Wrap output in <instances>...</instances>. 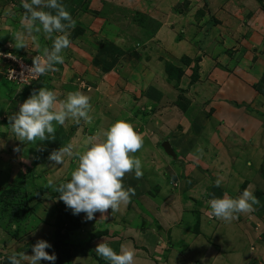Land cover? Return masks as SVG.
I'll return each instance as SVG.
<instances>
[{
	"label": "rangeland",
	"instance_id": "rangeland-1",
	"mask_svg": "<svg viewBox=\"0 0 264 264\" xmlns=\"http://www.w3.org/2000/svg\"><path fill=\"white\" fill-rule=\"evenodd\" d=\"M83 1L73 4L70 13L75 12L76 23L68 30L71 47L61 53L64 63L56 64V71L29 88L8 81L6 68L11 65L0 57V93L11 98L0 113V194L19 187V198H30L34 208L27 220L16 222L0 202V262L13 252L31 255L32 246L43 239L53 246L46 251L55 252V264L77 260L110 264L95 252L105 238L117 253L121 244L133 249L134 264H141L136 252L151 225L147 221L154 220V227L160 229L156 215L167 218L171 226L167 229L164 224L161 230L166 240L167 231L174 232L178 214L184 217L191 211L195 218L188 230L189 242L204 240L207 255L213 254L198 264H264V0H180L181 4L164 0L170 1V8L163 11L168 20L160 17L163 7L154 8L153 0H133L121 9L120 4L105 0ZM180 5L187 13L205 10L204 18L197 14L199 24L193 23L191 30L179 21L182 16L173 19L171 11ZM223 5L228 9L222 12ZM24 12L21 0H0V51L33 63L44 48H51L52 39L38 22L41 31L29 34L21 24ZM158 29L159 36L153 37ZM210 30L214 35L207 47L206 38L200 36ZM20 43L25 46L17 47ZM216 51L224 54L216 64L225 73L223 81L231 80L229 84L239 88L225 87L208 67ZM209 54L213 56L205 62ZM167 65L174 68L173 79ZM178 70L183 71L179 80ZM194 77L200 82H192ZM181 81L183 87H178ZM41 87L56 93L57 107L69 92L89 96L91 121L53 122L55 133L44 141L16 139L8 118L33 89ZM162 98L158 105L156 100ZM176 103L185 107L181 108L185 113ZM117 120L131 123L142 137V148L134 155L142 162L143 176L137 179L133 171L123 177L124 188L135 189L127 206L114 214L110 209L107 217L97 212L94 220L87 221L84 213L74 215L58 200L55 191L71 179L78 158L66 156L63 165H56L48 157L70 143L74 153H83L93 137ZM165 141L170 142L172 154L164 149ZM218 178L223 181L220 186ZM245 189L259 201L254 211L230 223L209 217L207 202L213 196L227 192L235 198Z\"/></svg>",
	"mask_w": 264,
	"mask_h": 264
},
{
	"label": "clouds",
	"instance_id": "clouds-1",
	"mask_svg": "<svg viewBox=\"0 0 264 264\" xmlns=\"http://www.w3.org/2000/svg\"><path fill=\"white\" fill-rule=\"evenodd\" d=\"M21 6L25 10L21 24L27 28L29 34L35 30L43 32L52 39L51 48H44L43 54L33 58V66L30 74L33 76L44 75L49 71H56V64H63L61 55L64 49L71 47L69 29L75 27V20L66 10V7L58 0H21ZM44 9H52L45 11ZM66 22V23H65ZM58 33L53 38V34ZM25 46L20 43L17 47ZM37 83V82H35ZM34 84V83H32ZM31 85V84H30ZM26 86V85H25ZM90 97L81 91L69 92L66 98L59 102L57 107V95L46 87L33 89L30 96L19 106V111L9 116V125L16 139L21 142H34L48 139V135L55 133L53 122L64 125L68 118H74L77 123L81 119L90 122L92 117ZM102 134L103 139L99 136ZM90 143L83 153L73 152V145L54 149L48 159L56 165H63L65 157L78 158V166L71 173V179L55 187L59 193L58 200L63 201L74 215L85 214L87 221L94 220L96 213L107 217L120 211L121 206H127L131 197L135 195L134 188L125 189L122 183L126 173L135 172L137 179L143 176L142 162L134 154L143 145L142 137L137 133L133 125L124 120L112 123ZM16 148L15 151H19ZM201 153L203 149H198ZM222 178L216 180V185L222 184ZM51 184V182H50ZM210 218H216L230 223L238 219L240 214L254 211L253 205L259 203L251 191L245 189L238 197H231L227 192L222 197L213 196L208 202ZM53 246L46 240H39L32 246V254L25 252H13L9 257L11 264H40L42 260L55 264L57 255L49 254L46 249ZM96 255L109 261L110 264H134L135 251L121 244L117 253L109 246L104 238L95 248Z\"/></svg>",
	"mask_w": 264,
	"mask_h": 264
},
{
	"label": "crops",
	"instance_id": "crops-1",
	"mask_svg": "<svg viewBox=\"0 0 264 264\" xmlns=\"http://www.w3.org/2000/svg\"><path fill=\"white\" fill-rule=\"evenodd\" d=\"M105 1H106V4L107 3L120 4V5H118L120 9H121V7H123L122 4H131L133 2V0L132 1H130V0H112V2L110 0H105ZM137 1H140V0H137ZM172 1H177L178 4H181L180 0H172ZM58 2L63 4L69 13L70 12L72 13L73 9H75L73 7V4H85L83 0H58ZM153 2L156 3V4H153L154 8L158 6L157 4H160L163 7L162 14L160 17L163 16L164 19L168 20L169 19L168 16L166 14H164L163 11H165L166 8H170V1L166 2V4H165L164 0H153ZM87 4H95V0L91 1L90 3H87ZM217 4H218V2H217ZM226 8L228 9V7H224V5H223L222 12ZM192 10H189V11L191 12ZM173 11H174V13L172 11H171V13H172L174 20H176V18H179L180 16H182V19L179 21H181L182 23H185L188 27H190V26L193 27V23L199 24V20H197L198 19L197 14H199L200 17L201 16L203 17L205 10H203V11L195 10V12H191L193 14H191L190 16H187L190 12H188V13L183 12V8H181V5H180L179 7H175ZM74 13H73L72 17H74ZM184 20H186V21H184ZM159 22L163 23V21H159ZM164 23H165V21H164ZM215 25L218 26L220 24L216 23ZM206 26L207 25L205 24V26H204L205 32L207 31ZM192 27H190V30ZM259 27L257 26L255 29H257V28L259 29ZM218 28L219 27H217L216 29H218ZM160 30L161 29H158V31L156 33H153L152 35L155 34L153 37H158ZM213 35H214L213 32L210 30V33H205V34L201 35L200 39H201V37L204 36V39L206 38V40H207L206 46L209 47L208 46L209 40H210L209 37H213ZM127 38H128V40H127L128 42H130L132 40V38H129V36ZM217 49H219V48H217ZM209 53H211V52H209ZM222 55L224 56L223 52L221 53L220 51H216L214 56L209 54V56H207V59H204V61L206 62L209 59V57L213 56L212 59H210L209 62H207L208 67L210 66V70L212 71L213 75H219L220 76L217 79H219L220 82H223L225 84V87H230V86H233V85L229 84L231 82V80H229V82L225 83L223 81L225 73L221 72V69L219 70L216 67V64L219 63V62H217V60L221 61L223 59ZM219 56H222V57L217 59V57H219ZM158 63H159V65H161L160 62H158ZM159 67H161L163 69L162 65ZM163 72H164V69H163ZM185 77L186 76L181 78V80L185 79ZM225 79L226 80L228 79V75L225 76ZM197 81H198V79H197ZM197 81H195V82L196 83L200 82V81L199 82H197ZM238 83H240V82H238ZM183 84H184V82L181 81L179 83L178 87H180V86L183 87L182 86ZM2 85L3 84H1V82H0V90L2 89L1 88ZM233 87L239 88V86H233ZM184 97H186V99L189 101L190 97H188L187 94H185ZM10 99L11 98L7 96L6 92H4L3 94L0 93V113L5 111L6 105H8V103L11 102ZM162 100H163V98L161 100H156L158 105L161 104ZM179 104L180 103H178V104L176 103V106L179 107L180 110H181V108L185 109L184 106L179 105ZM148 110L152 111L153 109H151L149 107ZM181 111L183 113H185V110H181ZM157 112L160 113L162 111L160 109H158ZM150 114H152V113H150ZM177 115L179 116V114H177ZM227 120L228 119H226V121ZM175 121H176V119H175ZM189 212H191V211H189ZM189 212H188V215H186L184 217L181 215L182 214L181 212H180L181 214H178L180 218H179L178 222L177 221L174 222L175 223L174 232H173V230H168L167 233L170 235L167 237L166 240H165V238H163V235H161L163 232L161 230L163 229L164 224H166L167 229L171 226L169 223V220H167V218H165L163 216H160V214L159 215L157 214L155 222H156V225L160 226V229L154 227L155 226L153 224L154 220L147 221L148 223H151V225L148 226L144 235L142 236V240L139 243V251L136 252V257H137L136 259L140 258L142 260L141 264H143L142 263L143 261L145 262V264H198V263H200L202 257L203 258H206V257L209 258V256H213V254L209 255V252L207 255V253H206L207 249H204V244H206V243L204 240L199 239V237H198L199 241L189 242L188 230L190 229L191 223L193 222V219L195 218V214H191ZM192 212H194L193 209H192ZM151 215H152V213L148 212L147 216L148 217L150 216V218H151ZM163 218H165V219L163 220ZM151 226H152V228H150ZM209 226H210V223H209ZM238 240H240V239H238ZM170 243L173 245L172 247L170 246ZM170 248H172V249H170ZM73 263L83 264L79 260L73 261ZM0 264H11V262H10V259L6 260L3 258V261H1ZM21 264H26V263H24L22 261Z\"/></svg>",
	"mask_w": 264,
	"mask_h": 264
},
{
	"label": "trees",
	"instance_id": "trees-1",
	"mask_svg": "<svg viewBox=\"0 0 264 264\" xmlns=\"http://www.w3.org/2000/svg\"><path fill=\"white\" fill-rule=\"evenodd\" d=\"M172 66H166L167 74L169 75V78L173 79V70ZM179 75L176 77L178 80L180 77H182L183 71L178 70ZM198 77H194L192 79V82L195 83L197 81ZM32 85V84H31ZM27 87H31L30 84L26 85ZM32 89V88H31ZM180 105V104H179ZM21 190V188L17 187L16 189H11L8 191H4L0 194V202L3 203L4 207H7L10 209L11 213H13L12 218L14 221L22 222L24 220H27L30 215H32L34 208L31 206V200L30 198L26 197L24 199L19 198L18 194ZM53 196V194H52ZM15 198H17V202H14ZM23 198V197H22Z\"/></svg>",
	"mask_w": 264,
	"mask_h": 264
},
{
	"label": "built area",
	"instance_id": "built-area-1",
	"mask_svg": "<svg viewBox=\"0 0 264 264\" xmlns=\"http://www.w3.org/2000/svg\"><path fill=\"white\" fill-rule=\"evenodd\" d=\"M0 57L3 61L4 59H7V63L11 65L8 69L6 68V77L9 82L28 85L38 82L44 76L31 75L29 70L33 66V63L24 61L21 58L17 59L12 53L2 54V51H0Z\"/></svg>",
	"mask_w": 264,
	"mask_h": 264
},
{
	"label": "water",
	"instance_id": "water-1",
	"mask_svg": "<svg viewBox=\"0 0 264 264\" xmlns=\"http://www.w3.org/2000/svg\"><path fill=\"white\" fill-rule=\"evenodd\" d=\"M163 147L169 154H172L171 144L169 141H165Z\"/></svg>",
	"mask_w": 264,
	"mask_h": 264
}]
</instances>
